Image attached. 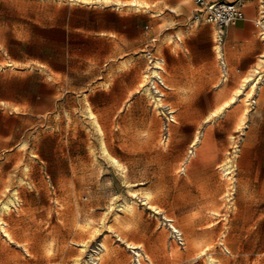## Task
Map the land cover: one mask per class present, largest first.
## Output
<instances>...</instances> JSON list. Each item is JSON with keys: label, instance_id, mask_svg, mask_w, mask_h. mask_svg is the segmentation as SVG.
Here are the masks:
<instances>
[{"label": "rangeland", "instance_id": "1", "mask_svg": "<svg viewBox=\"0 0 264 264\" xmlns=\"http://www.w3.org/2000/svg\"><path fill=\"white\" fill-rule=\"evenodd\" d=\"M135 1L0 0V218L9 234L0 231V264H136L137 251L148 264H208L209 253L213 264H264V81L250 96L246 83L205 120L210 112L185 109L206 98L170 100L169 88L192 82L163 45L179 52L180 41L211 39L214 64L203 69L227 86L208 98L215 107L264 64L258 56L245 72L225 71L216 58L222 30L194 22V0ZM118 12L144 14L154 40L81 63L77 54L109 50L81 33L109 27ZM156 60L158 100L144 77ZM167 117L168 145L159 148ZM138 134L151 140L145 151ZM167 220L184 247L171 240Z\"/></svg>", "mask_w": 264, "mask_h": 264}, {"label": "crops", "instance_id": "2", "mask_svg": "<svg viewBox=\"0 0 264 264\" xmlns=\"http://www.w3.org/2000/svg\"><path fill=\"white\" fill-rule=\"evenodd\" d=\"M207 2H212L216 0H205ZM236 1L241 4L243 10V19L237 21L234 24H229L222 28V43H221V52L223 55L224 64L226 69L232 67L235 72H245L249 69L250 66L256 63V58L262 55L264 44L262 42L263 37L261 33L264 31V0H228ZM260 13L259 20L257 24L254 22V17L256 11ZM196 11V10H195ZM263 14V15H262ZM261 20V21H260ZM194 22L198 20L194 19ZM146 23V18L144 14H137L136 12H121L116 13L109 27L101 28L94 31H88L92 34L82 32L83 37H89L97 41H103L109 44L108 53L98 52L93 54L80 53L79 59L81 63H84L86 60H93L95 63H100L102 58L105 56H115L117 58L122 57V54H127L131 48L146 46L148 42L153 41V33L151 29L148 28ZM144 25V26H143ZM258 25L261 28L260 32L258 31ZM133 26L138 28L137 35L130 37L128 28ZM143 26V29L141 28ZM212 27H209L208 35L211 37ZM221 30L218 29V32ZM260 35V40H258L257 35ZM197 37V36H195ZM181 51L171 52V47L168 44L163 45L165 49L166 56L175 57L176 59L183 61L182 65L186 66L185 71V81L192 82V85L176 84L175 87L169 88V98L173 101V98H178L179 96L185 95L193 98H206L205 101L198 104L199 108L185 109L186 111L192 112H210L215 104L210 103L209 97L216 98L217 96L223 95L224 88L227 86H222V83L217 84L216 77L210 74H207L204 71V66L208 64L213 65L215 54L213 51V43L211 39L201 40L195 38L193 40H187L179 42ZM218 52V51H216ZM218 59V54L216 55ZM264 64V62H262ZM260 64L256 69L252 78H257L259 73H264V70H260ZM259 68V70H258ZM227 71V70H225ZM257 71V72H256ZM120 76L117 75V78ZM149 74H144V77L148 80ZM255 76V77H254ZM180 79L176 81H183V75H180ZM260 80V79H258ZM260 82V81H259ZM194 101H187L188 106L192 105ZM181 105V104H180ZM176 107L179 105H175ZM149 129L148 126L143 125L140 128V131H145ZM169 139V137H168ZM138 144L143 146V151L148 149V146L151 144V140L147 138L144 134H138ZM159 148H165L168 145L167 143H161V138L158 142ZM209 158H205V161H208ZM211 161H218V157L212 156Z\"/></svg>", "mask_w": 264, "mask_h": 264}, {"label": "built area", "instance_id": "3", "mask_svg": "<svg viewBox=\"0 0 264 264\" xmlns=\"http://www.w3.org/2000/svg\"><path fill=\"white\" fill-rule=\"evenodd\" d=\"M196 4L200 6V8L197 10L196 15L194 16V19H205L208 22H212L215 25L218 26L219 30H222L224 26H227L229 24H234L237 21L243 19V10L240 3L236 1H228V0H216L212 2H207L205 0H194ZM203 11V12H202ZM202 12V13H201ZM204 15V16H203ZM262 20L264 21V17H262ZM261 37L264 38V31L261 33ZM218 60L220 64L222 65V68L226 70V66L224 64L223 55L220 51L218 54ZM160 69V68H158ZM257 79H260V81H264V73H259L257 75ZM147 83H149L150 88L153 91V94L155 95L156 99H160L163 96V92L160 91V87H164V83L160 75L157 74H150L148 76ZM172 119L167 117L166 123L164 126V130L161 136V143L166 144L169 133H168V123ZM168 221V227L171 230V240L175 242L178 246L184 247L185 241L182 236V232L179 231L178 228H176L173 223ZM135 263L136 264H148V260L142 258H138L137 252H135Z\"/></svg>", "mask_w": 264, "mask_h": 264}, {"label": "bare ground", "instance_id": "4", "mask_svg": "<svg viewBox=\"0 0 264 264\" xmlns=\"http://www.w3.org/2000/svg\"><path fill=\"white\" fill-rule=\"evenodd\" d=\"M123 4V3H122ZM131 4H137V1H132L131 0ZM139 6V5H138ZM263 15V14H262ZM261 21V20H260ZM169 39V41L171 42L172 41V38H168ZM217 48V47H216ZM220 49V48H219ZM219 49H217L216 51H218ZM220 52V51H219ZM259 61L260 62H264V52L262 53V55H260V57H259ZM164 62V61H163ZM160 63H161V61L160 60H156L155 62H154V64H153V68L154 69H152V71H151V74L153 73V74H157L158 73V68H160ZM257 64H258V62H256ZM126 66V64H124V67ZM255 69L256 68H254V70L253 71H255ZM252 72V71H251ZM257 72V71H256ZM249 75V74H248ZM247 75V76H248ZM148 77V76H147ZM253 77V76H252ZM251 76H248V77H246V78H243L244 79V81H242V83H241V86H239V87H237V89H235L236 91H235V93L234 94H232V96L228 99V100H226V101H224L221 105H218L217 107H215L214 109H212L211 111H210V113L208 114V115H206V117H205V120H208L211 116H215V115H217V114H219L222 110H224V109H226V108H228L232 103H234L235 102V100H236V97H237V95H239V94H241L242 93V90L244 89V85L246 86V83H248L249 85H248V90L246 91V95L247 96H250V95H252V93H253V91H254V89H255V87H256V82L257 81H259L257 78H255V80H254V78H252ZM147 89V88H146ZM149 94H151V93H149ZM249 101V100H248ZM157 103V102H156ZM156 105V104H155ZM92 112V111H91ZM93 123H94V126H95V130H96V132L100 135V145H101V147H102V149H103V151L104 152H107V148H106V145H105V142H104V140H103V129H102V127H101V125L98 123V121H97V119H96V117H94L93 116ZM199 133L200 132H197L194 136H193V139H192V141H191V147H195L196 146V144H197V142L199 141ZM201 135V134H200ZM191 152H192V150H191ZM229 167H230V165H229V162L227 163V162H225V163H223L222 165H220V169H221V171H222V173H223V175H225L226 176V178L228 179V178H230V176H228V174H229ZM16 193V192H15ZM9 202H11V203H13V200H10ZM9 202H4L3 203V205H2V210L4 211V210H9L10 209V203ZM127 209H129V210H133V204H127V207H126ZM135 208V207H134ZM136 209V208H135ZM135 211V210H134ZM115 215V218H118L120 215L118 214V213H115L114 214ZM0 231L2 232V234L4 235V236H8L9 237V234H8V232H7V230L4 228V224H3V221H2V218H0ZM131 246V245H130ZM104 247H105V245H104ZM132 247V246H131ZM103 248V247H102ZM136 248V247H135ZM92 256V255H91ZM137 256H138V258H142V257H144L143 255H142V253L141 252H139V251H137ZM146 259V258H145ZM206 260H207V263L208 264H213V256H211L210 255V253L209 254H207V258H206Z\"/></svg>", "mask_w": 264, "mask_h": 264}]
</instances>
